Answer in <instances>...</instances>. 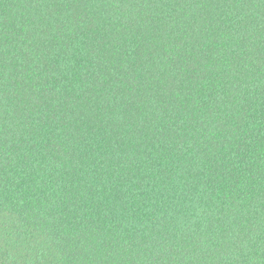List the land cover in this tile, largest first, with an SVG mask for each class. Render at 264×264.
I'll return each mask as SVG.
<instances>
[{
  "label": "trees",
  "instance_id": "1",
  "mask_svg": "<svg viewBox=\"0 0 264 264\" xmlns=\"http://www.w3.org/2000/svg\"><path fill=\"white\" fill-rule=\"evenodd\" d=\"M0 264H264V0H0Z\"/></svg>",
  "mask_w": 264,
  "mask_h": 264
}]
</instances>
